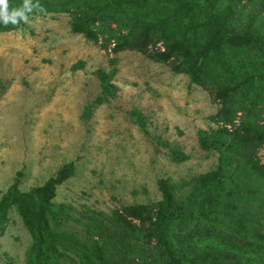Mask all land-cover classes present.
Masks as SVG:
<instances>
[{"label":"trees","instance_id":"trees-1","mask_svg":"<svg viewBox=\"0 0 264 264\" xmlns=\"http://www.w3.org/2000/svg\"><path fill=\"white\" fill-rule=\"evenodd\" d=\"M22 2L8 0L10 8ZM38 2L42 10L29 18L67 13L72 33L101 39L112 54H145L159 44L162 49L148 58L172 60L173 72L209 88L220 103L212 119L221 125L199 130L197 142L217 153V163L195 176L183 197L161 179L159 201L124 205L109 215L77 216L54 202L57 187L74 174L72 162L29 191L20 190L16 179L0 197V236L14 209L32 239L26 264H264V168L256 157L264 144V0ZM25 25H0V32ZM114 74V68L96 72V103L115 96ZM132 114L144 128L145 117ZM168 149L173 161L188 159Z\"/></svg>","mask_w":264,"mask_h":264},{"label":"rangeland","instance_id":"rangeland-1","mask_svg":"<svg viewBox=\"0 0 264 264\" xmlns=\"http://www.w3.org/2000/svg\"><path fill=\"white\" fill-rule=\"evenodd\" d=\"M71 20L67 13H37L24 29L0 32V197L16 179L29 191L69 162L74 174L53 200L77 216L156 203L161 179L175 187L176 197L185 196L195 176L216 166L217 153L203 151L197 138L199 130L221 125L212 119L220 103L209 88L173 72L172 60L148 58L161 45L145 54H112L101 39L72 33ZM112 68L115 96L98 104L96 72ZM133 112L145 117L144 128ZM169 147L188 159L173 161ZM256 157L264 168V144ZM31 243L11 209L0 264H26Z\"/></svg>","mask_w":264,"mask_h":264},{"label":"clouds","instance_id":"clouds-1","mask_svg":"<svg viewBox=\"0 0 264 264\" xmlns=\"http://www.w3.org/2000/svg\"><path fill=\"white\" fill-rule=\"evenodd\" d=\"M34 10H42L38 0H23L19 7L10 8L8 0H0V25L27 24Z\"/></svg>","mask_w":264,"mask_h":264}]
</instances>
